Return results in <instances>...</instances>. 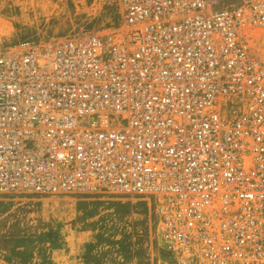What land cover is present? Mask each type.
<instances>
[{"label":"built area","instance_id":"1","mask_svg":"<svg viewBox=\"0 0 264 264\" xmlns=\"http://www.w3.org/2000/svg\"><path fill=\"white\" fill-rule=\"evenodd\" d=\"M228 2L1 52L0 194L151 197L163 264H264V0Z\"/></svg>","mask_w":264,"mask_h":264},{"label":"rangeland","instance_id":"2","mask_svg":"<svg viewBox=\"0 0 264 264\" xmlns=\"http://www.w3.org/2000/svg\"><path fill=\"white\" fill-rule=\"evenodd\" d=\"M121 22L117 0H0V53L102 35ZM0 264H163L155 200L108 190L0 194Z\"/></svg>","mask_w":264,"mask_h":264}]
</instances>
